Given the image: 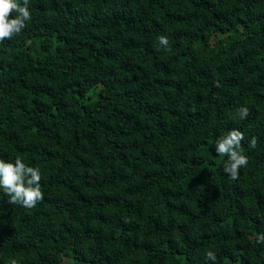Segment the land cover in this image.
Instances as JSON below:
<instances>
[{
	"label": "trees",
	"instance_id": "1",
	"mask_svg": "<svg viewBox=\"0 0 264 264\" xmlns=\"http://www.w3.org/2000/svg\"><path fill=\"white\" fill-rule=\"evenodd\" d=\"M28 9L0 42V159L39 168L43 199L0 189V264H264V0Z\"/></svg>",
	"mask_w": 264,
	"mask_h": 264
},
{
	"label": "clouds",
	"instance_id": "2",
	"mask_svg": "<svg viewBox=\"0 0 264 264\" xmlns=\"http://www.w3.org/2000/svg\"><path fill=\"white\" fill-rule=\"evenodd\" d=\"M13 13L15 16L12 15ZM30 19L28 0H23L22 4L17 0H0V42L20 33L26 27V21ZM158 40L161 45L168 44L164 36L158 37ZM237 112L240 119H245L249 115L247 107H240ZM243 139L244 133L233 129L215 144L217 155L227 156L223 171L232 180L238 179L239 169L248 165L249 158L238 151ZM256 144L257 140L253 137L249 147L255 148ZM40 181L39 168L26 166L20 159H16L14 164L0 159V189L9 196L10 204H20L27 208L35 207L37 202L43 199ZM256 243L264 244V234L257 235ZM206 257L215 264L216 255L213 251H208ZM11 264H16V261L13 259Z\"/></svg>",
	"mask_w": 264,
	"mask_h": 264
}]
</instances>
